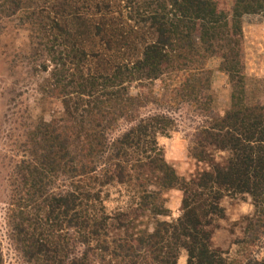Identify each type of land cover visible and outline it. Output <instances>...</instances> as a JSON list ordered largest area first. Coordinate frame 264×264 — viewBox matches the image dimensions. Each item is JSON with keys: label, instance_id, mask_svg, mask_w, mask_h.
<instances>
[{"label": "trees", "instance_id": "obj_1", "mask_svg": "<svg viewBox=\"0 0 264 264\" xmlns=\"http://www.w3.org/2000/svg\"><path fill=\"white\" fill-rule=\"evenodd\" d=\"M1 1L29 23L32 58L49 70L40 89L65 108L29 130L12 183V237L25 262L179 264L184 249L187 264H234L213 246L211 225L225 215L223 197L248 194L255 209L247 224L264 227V102L246 98L241 25L245 14L264 12V0H235L225 19L215 0H169L159 10L150 5L139 26L102 0L93 3L96 17L84 14V0ZM215 54L233 88L225 114L214 109L206 67ZM158 79L207 116L194 156L205 160L214 147L227 153L224 163L210 159L211 168L187 179L166 161L158 136L174 119L143 116L149 99L130 93L133 82ZM117 185L128 199L110 211L105 199ZM176 187L184 192L182 214L161 219L171 214L161 195Z\"/></svg>", "mask_w": 264, "mask_h": 264}, {"label": "rangeland", "instance_id": "obj_2", "mask_svg": "<svg viewBox=\"0 0 264 264\" xmlns=\"http://www.w3.org/2000/svg\"><path fill=\"white\" fill-rule=\"evenodd\" d=\"M84 1L86 5L81 0L80 4L85 5V15H101L96 13L97 8L93 4L101 0ZM102 1L110 3L117 11L115 15H121L127 24L138 26L144 23L136 20L142 14H148L151 7L157 6L159 10L163 5L171 6L169 0ZM215 1L222 11L221 18L225 19L226 12H232L235 0ZM241 19L246 98L250 103H261L264 102V12L245 14ZM33 40L29 23H24L18 13L5 12V7L0 5V245L4 264H27L12 237L13 220L9 215L10 208H13L12 183L24 157L23 149L24 144H28L29 130H33L41 118L50 120L65 111L60 97L48 96L46 91L43 93L40 89V84L49 76V70L44 71L42 67L36 66L38 61L31 55ZM44 59L46 58H42ZM222 61L218 54L209 56L206 67L213 71L214 109L225 114L231 106L233 88L228 74L221 70ZM130 93L149 99L147 105L140 110L143 116L164 113L174 119L171 129L159 134L158 141L166 161L174 167L178 176L189 179L195 173L211 168L213 165L209 162L210 159L222 163L227 159L226 152L214 147L206 148L209 157L205 160L194 156L193 148L200 146L201 142H195V137L199 134L200 127L208 122L207 116L192 103H181L175 99L168 80L158 79L153 83L135 81L130 85ZM108 190L105 205L110 211L123 205L128 199L125 190H121L118 185ZM183 197L184 192L178 187L162 194L161 200L166 199V206L170 208L171 214L160 218H178L182 214ZM221 205L225 209V215L214 219L211 225L213 246L222 250L230 262L235 261L234 264L245 260V256L264 258V227L256 230V225L251 227L247 224L246 218L255 209L251 196L228 195L222 198ZM142 220L145 222L147 219ZM244 239L254 242L250 245L235 243ZM244 252L246 254L242 256ZM178 263L187 264L186 250L180 252Z\"/></svg>", "mask_w": 264, "mask_h": 264}]
</instances>
